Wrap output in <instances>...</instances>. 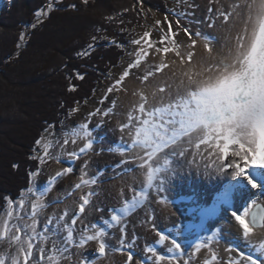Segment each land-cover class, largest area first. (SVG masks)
I'll return each mask as SVG.
<instances>
[{
  "label": "snow or ice",
  "instance_id": "6c2138e0",
  "mask_svg": "<svg viewBox=\"0 0 264 264\" xmlns=\"http://www.w3.org/2000/svg\"><path fill=\"white\" fill-rule=\"evenodd\" d=\"M214 2L218 3L219 0ZM59 3L62 4L63 0H59ZM82 3L87 5L89 0H82ZM55 7L56 0H52L46 9L36 14V23L32 27L42 23L44 17L55 10ZM69 7L76 9L77 5L72 4ZM107 19L112 21L115 18ZM238 21H242L240 31L228 38L227 49L221 51H214V36L182 26L179 18L175 21L178 30L174 31L173 22L168 21L167 30H161L157 42H153L151 33L145 31L139 39L130 42L139 46L128 53L134 59L106 91L112 94L126 90L123 86L125 78L129 77L132 69L140 68L150 55L154 59L159 56L160 59L158 63L148 66V70L139 78L142 83L170 68L166 60L169 53H173L181 65H187L179 73L180 80L174 98L168 102L161 100L154 106L149 104L148 96L143 92L133 93L139 95V102L128 114L127 121L120 125L121 133L130 138L127 147L120 149V155L131 153V159L139 161V167L145 170V177L141 189H133L131 200L125 199L120 211L127 216L133 208L142 207L152 189L157 193L164 192L166 181L176 171L174 160L185 157L192 147L196 150L192 157L193 163L199 157L205 171L211 168L217 174L228 173L231 176L217 192L213 203L201 210L207 217H222L228 223H232L234 218L242 230V239L249 251L240 250L235 246L228 247L226 251L234 255L229 256L227 264H264V205L252 200L251 204L242 209L238 207L230 212V216L227 215L233 207L235 193L255 189L264 195V0H231L228 5L215 9L213 16L209 17L207 27L214 28L219 24L231 28L235 27ZM160 23L156 22L157 25ZM181 29L188 38L187 44L176 39ZM92 39L95 41L97 38L94 36ZM19 40L20 46L23 47L26 34H22ZM201 40L204 54L197 56L195 49ZM112 44L116 45L117 42L113 40ZM94 47L95 45L90 43L88 49L79 55L90 54ZM176 59L172 63H175ZM77 78L83 80L84 76L78 74ZM157 91L163 93L166 88L161 86ZM153 95L155 96V93ZM168 95L171 97L172 93ZM112 103L115 105V100ZM110 114L111 109L103 112L97 109L95 113H90L103 117ZM41 140L37 141L38 145ZM77 140L83 141L82 146L78 150L66 151L65 146L69 144V138H65L61 152L70 158L80 159L81 154L93 150V133L88 123H83L79 130L72 131L71 143L75 145ZM53 146L51 142L43 144V154L36 155L33 159L39 160L41 164L50 159L59 163V155H53L49 151ZM128 162V159L123 161L125 164ZM84 167L87 168V164ZM72 171L71 167L57 171L47 181L44 192L30 186L26 190L27 196L22 194L20 200L6 198L7 207L0 212V247L5 244L7 247L0 250V264H67L71 259L70 249H83L89 242H95L99 257L107 256L109 245L106 238L109 233L103 228L90 226L80 231L77 240L74 237V226L82 216L70 217L67 210L63 215L50 216L43 226V231L38 230V215L48 207L43 202L45 195L58 178ZM29 175L35 181L39 173L32 171ZM86 177L87 172H83L80 181L74 185L76 190L87 189L79 197V214H84L86 206L92 203L95 191L91 186L98 182L96 178ZM26 203L31 208L28 214L31 223H20L24 217L19 211H23ZM253 208L256 210L253 211ZM110 219L113 223L109 224V221L105 220V224L118 228L119 235L116 239L119 247L114 250L125 257L123 264H144V261L136 259L130 250L134 247L135 237L129 238L123 222L124 217L113 213ZM49 225H53V228L50 229ZM151 229L156 230L155 224L151 225ZM257 229L261 231L257 232ZM224 231L226 230L218 228L199 243L189 245V249L194 248V253L207 250L210 260L205 259L204 264H214L218 256L213 250V244L218 243ZM60 232L66 233L63 240L53 239ZM176 235H179V232ZM155 243L166 245L167 255L158 252L155 247L147 246L144 251L152 260V264H189V249H185L176 238L157 231ZM186 255L189 260L183 259ZM76 264H88V261L77 259Z\"/></svg>",
  "mask_w": 264,
  "mask_h": 264
},
{
  "label": "trees",
  "instance_id": "16d2710c",
  "mask_svg": "<svg viewBox=\"0 0 264 264\" xmlns=\"http://www.w3.org/2000/svg\"><path fill=\"white\" fill-rule=\"evenodd\" d=\"M50 2L6 0L0 6V210L6 198L19 200L30 186L29 174L39 168L33 157L43 132L51 125L59 128L70 110L93 97L124 57V45L136 28L145 25L138 0H89L87 5L56 0L55 10L33 28L37 12ZM139 3L147 11H168L165 0ZM90 43L95 45L90 54L79 55Z\"/></svg>",
  "mask_w": 264,
  "mask_h": 264
},
{
  "label": "rangeland",
  "instance_id": "374dc122",
  "mask_svg": "<svg viewBox=\"0 0 264 264\" xmlns=\"http://www.w3.org/2000/svg\"><path fill=\"white\" fill-rule=\"evenodd\" d=\"M5 1L6 0H0V6ZM165 1L167 2L168 5L167 12L157 11L151 7H148L149 11H147V9L145 8V4L139 3L140 0H138V4L136 6L139 7V10L144 16L145 25L136 28L132 38L128 40V43L126 45H124L125 55L121 59L118 66H116L110 72V74L103 79L102 83L97 87L92 98H89L83 103H78L74 109L70 110L67 119L61 123L59 128L52 125L49 126L41 136V138L43 137V140H41V138L39 139L41 140V144L40 145L37 144V148L35 150L34 156L42 155L43 154L42 145L51 142L52 144H54V146L49 148V151L53 155H60L59 157H69L65 153L61 152V146L63 145V141L65 138H69V144L65 146V149L67 151H71L73 149V146L77 145L78 142L75 145L71 143L72 126H74L76 122L88 123L90 130L94 133L93 138H96L97 140L98 148H96L95 150H93V152H91L92 154L88 157V159L82 166L84 167V165L87 164V168L85 167L83 168L84 171L90 175L87 178H96L98 181L96 185L91 186L92 189H94L95 191V195L92 197V203L86 206L85 213L84 214L78 213V205L81 202L79 197L83 194V191H86L87 189L79 190L81 191L79 192L73 187V192L71 194H68L64 199L60 200L59 202L53 201V199H51L53 195L52 193L53 188H51V191H48L43 199V202L47 204L48 207L45 208L43 212H41L38 215V220H39L38 230L43 231V226L50 216H52L53 214H55L56 216L63 215L65 210L56 207L65 204L73 197L74 198L77 197L71 202L72 203L71 207L66 209L70 217L75 218V216H82V219H79L77 221V224L74 226V237L77 240L79 239V231L77 230L79 225H81L83 229L90 226H96L98 228H103L106 232L109 233V236L106 238V242L109 245L107 249L106 257H99V254L95 250L96 248L95 242H89V244L85 248H83L84 255L82 256L79 254V249L74 247L71 248L70 249L71 259L67 262V264H76L77 259H85L88 261V264H108V261L110 262L112 259L115 258L114 256L118 252H116L114 249L119 247V245L116 239V237L118 236L117 235L118 228L109 226V224L113 223L111 222L110 219L113 213L119 214L122 217H124L123 222L126 225L127 233L129 235V225L131 222H129L130 220L128 215L125 216L124 214H120L119 213L120 208L117 202L114 201L113 198L111 199L109 198V196L113 194L112 193L114 190L113 184L114 182H116V180H120V181L124 179L126 181L129 180L128 178L129 174L127 170L124 169L125 166H122L124 165L122 164L124 161V159L122 158H124L128 153H126L124 156L120 155V149L127 147V135L125 136L123 133H121L120 125L125 123V121H127L126 117H128V115L122 112L123 111L122 107L124 106V104L121 99L124 90L119 92H114L112 94H108L106 90L116 79L120 78L123 71L127 68L128 64L134 59V57H130L128 53L134 51L139 46L133 45L130 42L134 39H139L145 31L151 33V38L153 42H157L161 36V30H165V31L167 30L168 21L173 22L174 31L178 30L175 21L179 18L180 24L182 26L189 27L193 31L200 30L203 33H207L210 34L211 36H214L216 38L215 41L213 42L214 51H218L219 47H221V46L218 47L219 37L216 34L211 33L210 29L213 28L207 27V24L209 21V17L213 16V13L216 9L215 8L216 5L220 6L222 1L224 0H219L218 3H215L214 0H165ZM184 13H186L187 15H183ZM157 21H160L161 23L157 25L156 24ZM176 39L178 42L183 44L189 43L188 38L184 34L182 29L179 30V35ZM99 40L105 42L110 41L108 38H101ZM199 45H203L202 40L198 42L197 46ZM173 55H174L173 53H169L166 60L168 61L169 58L173 59L174 57ZM159 59H160L159 56H157L154 59L153 56L150 55L147 58V60L141 64L140 68L131 70V74L129 75V77L125 78L123 82V86L125 87L127 80L131 78L135 79L136 81H138V83L145 86V84H147L151 80V78H149V81L143 83L139 78L145 74V71L148 70L149 65L158 63ZM105 96H107L108 98L104 99ZM113 100H115L116 102L115 105H113L112 103ZM97 109H100L101 112H103L104 110L111 109V114L107 117H103L101 115H90V113H95ZM132 110L133 108L130 109L129 113L132 112ZM123 116H125V118ZM56 141H59V143H55ZM195 151L196 150L193 148L192 150L193 153H192L189 148V152L186 154L185 157H181L178 158V160H174V165L176 167V171H175L176 176H177L176 172L178 173L179 169L180 168L182 169V167L185 166V169L189 168L188 169L189 172L187 170V172L181 175L180 178L188 180L189 174L193 172L192 170L196 169L198 165L200 167L203 164L202 161L199 159V157H197L195 163L192 162V157H193L192 155L195 153ZM190 157L191 160L188 159ZM60 162H61V158H60ZM59 163H57L55 159L46 160V162L43 164H41L39 161V168L36 170L39 173V175L35 178V181H33V178L31 177L30 186H34L39 192H44L47 188V181L51 178L49 172L50 169L54 165ZM70 167L73 169L71 174L70 173L68 174L70 177L72 175H79V169L75 164L74 165L71 164ZM193 167L194 169L191 170V168ZM200 170H199L200 172H203L202 169ZM170 181H174L172 175L166 181V183H169ZM76 192L78 193L76 194ZM23 195L27 196L26 190L23 192ZM258 195H260L259 192ZM240 196L244 197L243 192H240ZM149 199H153V195L151 192L149 193L148 200ZM261 205H264V203ZM6 207L0 210V212L5 210ZM30 212H31L30 205L26 203L23 211H19V214L24 217V219L20 221V223H25V222L31 223V221L28 220V214ZM151 216L152 214L150 212L145 211V213L143 214V219H140V224L150 225L152 222ZM105 220L109 221V224H105ZM49 228L52 229L53 225H49ZM135 228L137 230L138 236H135L134 247L132 248H136L135 242L139 240L141 241V245L143 247L145 246L144 248H146L147 246H152L157 248L158 252L163 253L161 248L155 246L154 244L150 243L147 240V236L145 234H140V233L138 234V225L137 226L135 225ZM65 234L66 233L64 232H60L58 235L54 236L53 239L57 241H62ZM6 247L7 245L5 244L2 247H0V250H3V248ZM48 247L49 248L51 247V241H49ZM12 250L14 251V249ZM213 250H215V247H213ZM217 256H218V260L214 262V264L217 263L219 264V262L222 261L219 255ZM123 262L124 261L122 260L118 264H123ZM189 264H190V260H189Z\"/></svg>",
  "mask_w": 264,
  "mask_h": 264
},
{
  "label": "bare ground",
  "instance_id": "6f19581e",
  "mask_svg": "<svg viewBox=\"0 0 264 264\" xmlns=\"http://www.w3.org/2000/svg\"><path fill=\"white\" fill-rule=\"evenodd\" d=\"M229 3H231V0H224L220 6L216 5L215 8L226 6ZM241 27L242 21H238L235 23V27L229 28L227 25L221 26L217 24L216 27L210 29L211 33H214L219 37L218 47H221H219L218 51L227 49L228 38L230 36H235V34L240 31ZM195 51L197 56L203 55V45L197 46ZM174 59L176 58H169L167 62L170 64V68L165 69L163 73H158L154 77H150L151 80L145 84V86L141 85L133 78L127 80L125 85L126 90H124L122 93L121 99L124 104L122 107V112L124 114L128 115L130 109L134 108V106L139 102V95H134L133 93H140L143 91L148 96L149 104L154 106L158 105L161 100L166 103L169 99L174 98L175 90L179 85V73L187 67V65H181L178 59H176L175 63H172ZM161 86L166 88V92L162 93L157 91L158 87ZM153 93H155V96ZM168 93H172V96L170 97ZM123 117L125 118V116ZM81 124L83 123L76 122V124L72 126V131L79 130V126ZM93 139V150H95L98 148V145L96 138ZM77 142V145L73 146V149L78 150V148L82 146L83 141L77 140ZM128 142H130V138L127 136V144ZM93 150L89 151L87 154H81L80 159L60 157L61 162L54 165L50 169L49 172L51 177L54 176L57 171H62L65 167H70L71 164H75L79 169V175H72L70 177L67 174L57 179L55 185L52 187L53 195L51 199H53V201L59 202L68 194L73 192L74 185L80 181L82 173L85 172L83 169L84 167L82 166L92 154L91 152H93ZM192 150L193 148L190 147L191 152ZM122 159L129 160V162L126 164L122 163L124 164L122 166H125L124 169L127 170L129 174V180L126 181L124 179L126 182L124 180H116V182L113 184V194L109 196L110 199L113 198V200L117 202L120 209L123 207V201L125 199H128L129 201L131 200V197L134 194L133 189L137 191L141 189L145 177V170L139 167V161L131 159V153H128ZM188 159L191 160V157ZM194 167L191 168V170L194 169ZM188 169L189 168L185 169V166L182 167V169L180 168L178 173L176 172L177 176L175 173L172 174L174 181L166 183L164 192L157 193L155 189H152L150 192L153 195V199L147 200L142 207L132 209L131 214L128 215L130 220L129 222H131L129 225L128 236L130 239L132 237L138 236L137 230L135 228V225H138V234H145L147 236V240L150 243L161 248L163 253L167 255L165 250L166 245L161 246L155 243L157 231L163 232L166 235H170L172 238H176L185 249H189V245L199 243L207 236H210L212 233L216 232L218 228L224 229L226 231L221 234V238L219 239L218 243H214L213 247H215L214 251L216 254L222 259L219 264H227L229 256L234 255L233 253L226 251L228 247L235 246L240 250L246 252L249 251L243 242L242 230L239 229V225L234 221V218L232 223H228L222 217H207L202 213L201 210L213 203L217 192L220 191L225 183L231 179V176L228 173L223 175L217 174L211 168L205 171L202 164L200 167L192 170L193 172L189 174L188 180L181 179V175L185 174ZM200 169H202L203 172H200ZM89 176L90 175L87 174V177ZM241 192H243L244 197L240 196V192L234 194L233 207L229 209L227 215L230 216V212L238 207L242 209L244 206L251 204L252 200H257L259 204L264 203V195H258V190L253 189L250 192L247 190H242ZM77 193L78 192H76V194ZM76 198L77 197H73L65 204L57 206L56 208L66 210L71 207V202ZM162 200L165 202L160 203ZM252 210L254 211L255 208ZM145 211L152 214V219L150 218L152 222L150 225L140 224V219H143V214ZM119 213L124 214L121 211H119ZM152 224H155L156 226L155 231L151 229ZM82 229L83 227L79 225L77 230L80 233ZM259 231L261 230L257 229V232ZM177 232H179V235H176ZM117 233V235H119V231H117ZM135 244L136 248L130 249L134 253V257L138 260H143L144 264H152V260L149 259L148 254H146L144 251L145 246L143 247L141 245V241L138 240L135 242ZM189 253L191 254L190 264H204L205 259H210V254L207 252V250H202L201 253H194V248H192L189 249ZM79 254L81 256L84 255V249H79ZM114 257L115 258L110 262L108 261V264H118L120 261H124L125 259V257L119 252L115 254ZM183 259L189 260V256L186 255L183 257Z\"/></svg>",
  "mask_w": 264,
  "mask_h": 264
},
{
  "label": "water",
  "instance_id": "95a60500",
  "mask_svg": "<svg viewBox=\"0 0 264 264\" xmlns=\"http://www.w3.org/2000/svg\"><path fill=\"white\" fill-rule=\"evenodd\" d=\"M255 210H256V209H255ZM255 210H254V211H255Z\"/></svg>",
  "mask_w": 264,
  "mask_h": 264
}]
</instances>
